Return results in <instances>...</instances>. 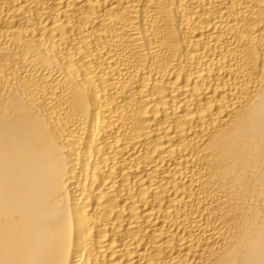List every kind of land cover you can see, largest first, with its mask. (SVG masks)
I'll return each mask as SVG.
<instances>
[{"label": "bare ground", "instance_id": "6f19581e", "mask_svg": "<svg viewBox=\"0 0 264 264\" xmlns=\"http://www.w3.org/2000/svg\"><path fill=\"white\" fill-rule=\"evenodd\" d=\"M0 264H264V0H0Z\"/></svg>", "mask_w": 264, "mask_h": 264}]
</instances>
